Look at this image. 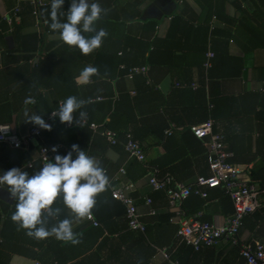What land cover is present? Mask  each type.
I'll return each mask as SVG.
<instances>
[{"label":"crops","instance_id":"crops-1","mask_svg":"<svg viewBox=\"0 0 264 264\" xmlns=\"http://www.w3.org/2000/svg\"><path fill=\"white\" fill-rule=\"evenodd\" d=\"M97 2L108 10L97 29H106L108 36L99 49L84 55L50 29L51 0L43 8L49 24L40 27L30 0H0V124L9 123L17 133H27L37 125L26 120V112L52 122L51 131L42 129L28 147L0 142V175L14 167L33 175L44 165L39 160L41 145L61 144L56 155L64 156L76 144L100 162L109 178L126 168L119 181L134 184L131 195L149 228L146 239L126 230V205L114 199L110 186L97 197L92 210L98 225L87 218L74 226L79 244L55 237L31 238L12 221L16 200L3 186L1 257L9 255L8 264H144V260L149 264H245L240 247L229 240L200 249L181 241L174 220L178 217L165 191L151 187L145 166L129 156L123 142L125 133L132 132L144 145L148 163L177 181L191 183L210 170L207 148L190 126L212 117L215 131L225 134L234 151L232 160L245 169V177L264 187V0ZM70 4L71 0H64L62 11L67 12ZM17 5L21 11L10 28L5 19ZM61 20L66 21V16ZM209 48L216 56L207 70ZM119 64L149 65L152 84L144 83L142 76H122ZM86 66L96 67L99 75L107 77L97 80L96 75L90 83L81 84L77 78ZM193 82L197 89L177 86ZM72 95L89 101L81 109L87 113L84 121L118 131L121 142L113 145L88 124L69 125L53 117L59 102ZM29 98L37 101L29 103ZM170 125L176 129L167 135ZM54 157L50 162H55ZM32 160L34 166L27 167ZM208 191V198L190 195L183 208L189 216L200 213L201 219L223 225L234 212L233 201L221 187ZM53 207L61 208L59 220L72 218L62 200ZM55 223L50 220L47 226ZM92 227H99L98 234L91 232ZM146 230L138 233L145 235ZM240 236L245 242H264V207L245 217ZM164 248L171 253L169 259L162 253Z\"/></svg>","mask_w":264,"mask_h":264},{"label":"built area","instance_id":"built-area-1","mask_svg":"<svg viewBox=\"0 0 264 264\" xmlns=\"http://www.w3.org/2000/svg\"><path fill=\"white\" fill-rule=\"evenodd\" d=\"M184 2V0H180ZM33 7L32 13L35 18L37 27L41 25H48L49 19L43 14V8L49 4V0H30ZM21 8L19 5L15 6L6 16V21L9 23L10 28L15 24L16 19L19 17ZM214 17V21L216 20ZM214 22L211 23V29H214ZM211 45V42L209 43ZM215 57V52L209 48L207 51V59L204 62L205 69L212 66V59ZM121 69L127 68L126 76L134 78L135 75L141 74L148 76L150 66L147 64L133 65L127 67L126 64L120 65ZM150 81V80H149ZM177 86L186 87L192 86L197 89L198 84L193 83H177ZM101 99V97L99 98ZM34 102L37 99H33ZM213 105H210L212 107ZM55 112V111H54ZM47 124L52 125L51 120L46 121ZM88 124L94 131L101 133L107 140L116 145L120 143V135L118 131L111 128L101 129L104 125L97 122L83 121V125ZM215 120L209 117L207 120L190 126V130L195 136L201 139L207 148V158L210 173L208 175H199L191 183H184L177 181L170 173L162 172L158 166L149 164L147 162V154L142 142L137 139L132 132L125 133L124 148L130 157L142 162L148 168L149 184L154 190L165 191L171 209L177 214L175 222L178 224L177 236L181 241L192 245L196 249L204 246H213L218 244L221 240H229L234 245L240 247V253L245 258V264H264V242H245L240 236L241 229L244 225V219L247 215L254 213L258 209L264 207V187L259 186L250 178L245 177V169L235 163L232 158L234 151L226 141L225 134L217 132L214 129ZM0 142H6L16 148L28 147L29 144L42 133V128L39 126H32L27 133L19 134L12 128L11 124H0ZM174 125H170L165 130L167 135H171L175 130ZM53 146L57 147V152H53ZM61 144L54 145H41L39 150V160L45 164L50 162L52 157L56 155L61 149ZM34 160L27 163V167L34 166ZM22 169V168H20ZM23 170V169H22ZM106 173L108 171L105 169ZM127 170L121 167L117 174L110 179V187L112 196L122 201L126 205V217L128 219L129 227L132 230L144 232L147 224L141 219L138 211V206L131 195L133 190V183L120 182V176L126 175ZM221 187L233 201L234 212L227 218L223 225H218L213 222L201 219L200 213L197 216H189L183 208V202L190 195H199L203 198L209 197L208 189ZM3 186H0V189ZM147 203L150 204L152 199L148 197ZM155 210H151L154 214ZM98 225V221L91 215L88 218ZM163 255L169 259L171 253L168 249H162ZM174 264H179L174 261Z\"/></svg>","mask_w":264,"mask_h":264},{"label":"clouds","instance_id":"clouds-1","mask_svg":"<svg viewBox=\"0 0 264 264\" xmlns=\"http://www.w3.org/2000/svg\"><path fill=\"white\" fill-rule=\"evenodd\" d=\"M63 5L64 0H51L50 29L59 33V39L64 44L78 48L84 55L99 49L108 32L104 28L97 29V23L108 10L97 0H71L67 12L62 11ZM64 16L66 21L61 20ZM85 33L91 35L86 36ZM96 75H99L96 67L86 66L77 79L86 85ZM28 102L34 103L31 98ZM88 103L89 101L74 95L68 96L66 100L59 102L58 110L52 116H58L61 123L82 126L87 113L81 109ZM25 117L28 122L51 131V125L41 115L26 112ZM52 151L57 152V147L53 146ZM54 160V163L46 162L33 175L14 167L0 175V186H6L11 197L16 200L11 219L18 229L25 230L27 236L37 240L55 237L76 245L81 239L73 231L74 226L91 217L97 197L108 190L110 179L100 162L76 144L71 146L67 155H55ZM61 200L70 210L72 218L58 219L61 208L53 205ZM50 220H55L56 223L49 228L47 225Z\"/></svg>","mask_w":264,"mask_h":264},{"label":"trees","instance_id":"trees-1","mask_svg":"<svg viewBox=\"0 0 264 264\" xmlns=\"http://www.w3.org/2000/svg\"><path fill=\"white\" fill-rule=\"evenodd\" d=\"M215 56H216V53H215ZM117 66H119V68H120V64L119 65H117ZM126 66L127 67H130V66H133V65H127L126 64ZM211 67H213V64H212V66ZM210 67V68H211ZM209 68V69H210ZM120 70H121V73L120 74H122V76H125V74L127 73V68L126 69H121L120 68ZM103 76H105V77H107L106 75H104V74H102V73H100V75L99 76H96L95 77V79H97L98 80V78H101V77H103ZM136 76H142V77H144V79H145V82L144 83H146L147 85H151L152 84V80H150V77H149V75L148 76H144V75H141V74H138V75H135L134 76V78L136 77ZM150 80V81H149ZM67 98H64V100H66ZM91 122V121H90ZM110 124V123H109ZM150 164V163H149ZM144 166H145V164H143ZM145 168H146V171L148 172V168H147V166H145ZM263 187V186H262ZM224 194H225V196L228 198V199H231L230 198V196L229 195H227L226 193H225V191H224ZM115 199V198H114ZM232 200V199H231ZM127 218V217H126ZM101 220V219H100ZM98 228L99 227H92L91 228V232L92 233H97V231H98ZM126 230L128 231H130L131 232V234H139V236H141V240H145L146 239V235H147V231H149V228L147 227V230H146V232H145V235H144V233H138V231H136V230H132V229H130V227H129V223H128V219H127V221H126ZM1 234L2 235H4V227H3V229L1 230ZM98 234V233H97ZM125 237H130L129 235H126ZM117 242V241H116ZM154 250H152L151 249V253L153 252ZM9 258H10V256L8 255V256H6V257H1V253H0V264L2 263V264H8V260H9ZM96 262V261H95ZM101 263H104V261H102V262H100V264ZM143 263L144 264H149V262L147 261V260H144L143 261ZM121 264H128V263H125V262H123V263H121ZM139 264V263H138Z\"/></svg>","mask_w":264,"mask_h":264}]
</instances>
